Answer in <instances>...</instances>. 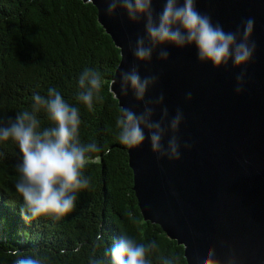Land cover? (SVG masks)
Wrapping results in <instances>:
<instances>
[{
    "label": "water",
    "instance_id": "water-1",
    "mask_svg": "<svg viewBox=\"0 0 264 264\" xmlns=\"http://www.w3.org/2000/svg\"><path fill=\"white\" fill-rule=\"evenodd\" d=\"M91 4L119 50L111 75L117 79L113 91L119 96V72L135 63L129 43L143 35V21L129 23L119 10L106 15L102 0ZM196 7L226 32L252 18L253 59L238 69L231 61L213 69L198 63L194 47L165 45L167 61H158L154 54L150 63L139 65L141 77H160L145 102L163 93L169 119L181 109L184 120L176 135L182 146L187 142L192 148L181 147L178 161L158 160L146 134L141 146L127 148L132 189L144 221L182 246L187 264H198L208 246L221 262L231 252L237 264H264V0H197ZM152 8L158 15L163 3L154 0ZM242 71L246 76L236 95L235 78ZM188 92L192 99L185 102ZM117 102L137 113L143 110V102L137 104L131 92ZM159 118L157 109L153 119Z\"/></svg>",
    "mask_w": 264,
    "mask_h": 264
},
{
    "label": "trees",
    "instance_id": "trees-1",
    "mask_svg": "<svg viewBox=\"0 0 264 264\" xmlns=\"http://www.w3.org/2000/svg\"><path fill=\"white\" fill-rule=\"evenodd\" d=\"M118 55L90 3L0 0V125L30 110L34 92L46 95L49 87H55L80 110L81 142L95 141L101 148L83 169L90 186L78 195L72 213L59 220L42 217L25 222L20 213L23 201L14 187L20 153L11 141L0 143V264H12L14 258L7 255L12 248L25 253L38 250L46 257L44 264H88L100 233L104 241L95 248L97 257L125 234L138 243L157 241L152 264H160L158 255L178 256V264H187L183 247L159 226L144 221L137 205L127 147L117 139L119 106L109 90ZM86 67L100 71L104 79L103 99L94 100L91 111L75 99L77 79ZM38 117L42 126L48 125L43 112Z\"/></svg>",
    "mask_w": 264,
    "mask_h": 264
},
{
    "label": "clouds",
    "instance_id": "clouds-1",
    "mask_svg": "<svg viewBox=\"0 0 264 264\" xmlns=\"http://www.w3.org/2000/svg\"><path fill=\"white\" fill-rule=\"evenodd\" d=\"M102 2L106 4L105 13L108 16L119 10L126 15L129 23L143 21V35H137L134 44L129 43L135 63L119 72V96L113 91L117 79L109 82V90L115 100L119 101L121 96L131 92L137 104L143 102V110L139 113L119 105L115 120L117 139L121 145L133 149L144 143L147 134L150 150L158 160L178 161L181 147L185 151L192 148L187 142L182 146L176 135L184 120L183 111L177 108L169 119L168 108L163 106V93L145 102L146 93L160 77L158 74L141 77L139 65L150 63L154 54L158 61H167L169 53L164 46L169 45L176 49L194 47L198 63L210 64L213 69L226 67L229 61L234 69L241 68L253 59L256 50V44L251 40L254 20L248 18L236 31L226 32L219 23L213 24L209 15L197 10V0H160L163 8L158 15H154L152 8L154 0ZM88 3H93V0H88ZM245 76L242 71L235 78L236 95L242 91ZM77 84L79 91L75 99L91 111L94 100L103 99L100 96L103 74L95 68L86 67L80 73ZM191 99L192 93L188 92L185 102ZM31 100L30 110H23L6 125H0V143L11 141L20 153L21 162L15 166L17 178L14 187L23 201L20 208L22 219L25 222L42 217L59 220L73 212L78 195L89 188L90 178L83 174V169L92 160V154L99 153L101 148L95 141L81 142L80 110L68 103L57 88L49 87L46 95L34 92ZM157 109L160 110V118L154 120ZM41 112L49 122L47 126H42L38 117ZM166 136L169 138L165 145ZM95 239L97 244L88 258V264H152L150 257L159 250L155 239L138 243L135 238L121 234L97 257L95 248L104 241L103 233L97 234ZM7 255L14 258L12 264H44L46 259L35 249L25 253L12 248ZM156 258L160 264H178L179 261L178 256L158 255ZM198 264H237V258L230 252L221 262L216 250L208 246L199 256Z\"/></svg>",
    "mask_w": 264,
    "mask_h": 264
}]
</instances>
